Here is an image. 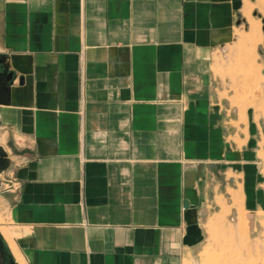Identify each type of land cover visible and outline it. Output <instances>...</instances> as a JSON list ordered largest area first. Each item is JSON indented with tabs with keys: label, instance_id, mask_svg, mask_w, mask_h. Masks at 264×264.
<instances>
[{
	"label": "crops",
	"instance_id": "crops-1",
	"mask_svg": "<svg viewBox=\"0 0 264 264\" xmlns=\"http://www.w3.org/2000/svg\"><path fill=\"white\" fill-rule=\"evenodd\" d=\"M242 6L0 0L13 243L0 234L14 264H184L219 199L241 185L246 210L263 204L260 118L213 72Z\"/></svg>",
	"mask_w": 264,
	"mask_h": 264
},
{
	"label": "rangeland",
	"instance_id": "rangeland-1",
	"mask_svg": "<svg viewBox=\"0 0 264 264\" xmlns=\"http://www.w3.org/2000/svg\"><path fill=\"white\" fill-rule=\"evenodd\" d=\"M245 1L238 14L234 39L214 54L213 72L225 89L223 94H229L228 98L239 108H250L252 115L260 118L264 132V14L256 6L257 0H248L252 2L248 6H245ZM255 23L259 26L261 39L254 42L250 36ZM260 146V151L264 153V143L262 145L261 142ZM259 159L260 184L256 187L264 192V158L260 153ZM239 187L242 188L241 185ZM242 191L240 196L244 200ZM3 192L0 191V219L6 225L8 213L2 200ZM225 197L229 203L230 199ZM241 197L240 204L232 200V204L227 205L229 210L225 212L222 207L217 213V208L211 210L207 215L206 238L201 250L193 259L185 260L184 264H264V201L259 208L246 210ZM225 199L222 198L226 204ZM220 215L222 218L214 222V218ZM242 216L244 228L236 230ZM232 234H235L234 239ZM0 246L12 259L1 234Z\"/></svg>",
	"mask_w": 264,
	"mask_h": 264
},
{
	"label": "bare ground",
	"instance_id": "bare-ground-1",
	"mask_svg": "<svg viewBox=\"0 0 264 264\" xmlns=\"http://www.w3.org/2000/svg\"><path fill=\"white\" fill-rule=\"evenodd\" d=\"M254 3H256V2H254ZM256 6L257 7H259L260 8V10L262 11V13L264 14V0H257V3H256ZM249 9V8H248ZM258 25L255 23L254 25H253V28H252V35L250 36V39L252 40V41H259L260 39H261V34H260V32L258 31ZM251 33V32H250ZM248 35V34H247ZM263 154L264 153H261V155H262V157L264 158V156H263ZM239 189H240V187H239ZM242 189V188H241ZM241 189L240 190H238V191H233V190H231L230 192H231V199L234 201V202H238L239 204L241 203V201H240V191H241ZM243 192V191H242ZM243 196V195H242ZM241 199H242V202L244 201L243 200V198L241 197ZM223 201L224 200H222V199H219V204H220V206L222 207V209H223V211L225 212V211H227V210H229L228 209V206H227V204H225V203H223ZM222 211V212H223ZM222 218V216L220 215V216H216L215 218H214V222H217V220L218 219H221ZM213 220V219H212ZM211 220V221H212ZM240 223H238V224H236V230H239V229H243L244 228V217L242 216L241 218H240ZM242 222H243V226H242ZM210 223V222H209ZM211 223H213V221L211 222ZM0 224H1V219H0ZM210 225V224H209ZM213 226V225H212ZM211 227V226H210ZM232 228V227H231ZM0 230L2 231V233H3V235L8 239V241L12 244L13 243V241H12V238H11V235H10V233H9V231L5 228V227H3V225H1L0 226ZM232 232V231H231ZM238 232V231H237ZM232 233H234V231L232 232ZM239 233V232H238ZM240 233H242L241 231H240ZM233 235H235V234H232V239H234L233 238ZM240 235V234H239ZM236 239V238H235ZM243 239V238H242ZM248 240V239H247ZM247 246V245H246Z\"/></svg>",
	"mask_w": 264,
	"mask_h": 264
},
{
	"label": "flooded vegetation",
	"instance_id": "flooded-vegetation-1",
	"mask_svg": "<svg viewBox=\"0 0 264 264\" xmlns=\"http://www.w3.org/2000/svg\"><path fill=\"white\" fill-rule=\"evenodd\" d=\"M0 264H14L13 260L10 259L0 246Z\"/></svg>",
	"mask_w": 264,
	"mask_h": 264
},
{
	"label": "water",
	"instance_id": "water-1",
	"mask_svg": "<svg viewBox=\"0 0 264 264\" xmlns=\"http://www.w3.org/2000/svg\"><path fill=\"white\" fill-rule=\"evenodd\" d=\"M261 52V51H260ZM264 72V71H263ZM6 162V158H5V152L2 150V148L0 147V170L4 167V164ZM185 204V203H184Z\"/></svg>",
	"mask_w": 264,
	"mask_h": 264
}]
</instances>
